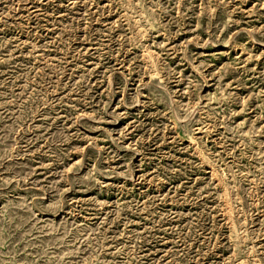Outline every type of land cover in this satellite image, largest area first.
<instances>
[{
  "label": "rangeland",
  "instance_id": "1",
  "mask_svg": "<svg viewBox=\"0 0 264 264\" xmlns=\"http://www.w3.org/2000/svg\"><path fill=\"white\" fill-rule=\"evenodd\" d=\"M0 264H264V0H0Z\"/></svg>",
  "mask_w": 264,
  "mask_h": 264
}]
</instances>
